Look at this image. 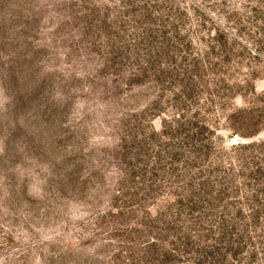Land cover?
I'll use <instances>...</instances> for the list:
<instances>
[{"label":"rangeland","instance_id":"obj_1","mask_svg":"<svg viewBox=\"0 0 264 264\" xmlns=\"http://www.w3.org/2000/svg\"><path fill=\"white\" fill-rule=\"evenodd\" d=\"M0 264H264V0H0Z\"/></svg>","mask_w":264,"mask_h":264}]
</instances>
